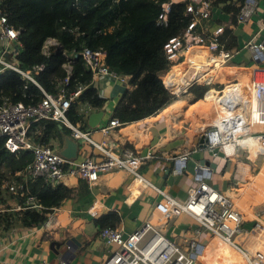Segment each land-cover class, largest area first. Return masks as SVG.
Returning <instances> with one entry per match:
<instances>
[{
	"label": "built area",
	"instance_id": "1",
	"mask_svg": "<svg viewBox=\"0 0 264 264\" xmlns=\"http://www.w3.org/2000/svg\"><path fill=\"white\" fill-rule=\"evenodd\" d=\"M185 1V0H181ZM187 13L192 20L182 35L170 39L165 45L171 66L164 74V84L168 90L177 96L188 93L195 85L211 84L216 72L229 64L238 50L227 49L220 43L218 36L209 33L204 21L212 15L213 3L208 0H186ZM169 7L163 5L160 22H166ZM258 0H245L237 15L238 22H247L257 10ZM0 41L21 46L20 32L8 23L7 15L0 10ZM52 46L60 47L58 41L49 38L44 51L49 53ZM14 54L20 55L22 49L16 47ZM244 49H249L255 60H264V39L261 42L249 41ZM82 56L85 66L91 70L93 82L99 77L106 76L119 79L129 85L127 75H122L109 69L106 65V53L84 47L75 57ZM3 69H12L23 77L34 81L31 71L21 69L19 60L11 63L0 56ZM44 65L37 66L34 72L44 70ZM68 75L59 81L57 95L44 91V98L36 103L26 105L22 102H12L2 98L0 105V140H5V147L11 153L20 154L25 163V174L32 178L42 177L51 185L65 182L67 177H78L90 186L96 185L108 175L122 174L123 181L130 178L131 184L140 188L141 195L135 198V204L141 206L146 219L130 232L122 227L111 228L98 223V237L107 245L93 264H207L206 251L214 246L229 251L241 258L245 264H264V211L254 213L251 225L246 215L237 207L234 199L205 180V174L197 170L195 185L189 188L188 196L182 200L170 193L168 183L157 186L150 182L141 172L145 160L155 157L151 151L144 158L137 151L123 146L116 140L114 132L123 125L117 118H111L109 124L100 131L103 139L96 142L93 130L84 129L80 123H73L68 118L71 103L78 98L81 89L67 96L65 87L70 81L71 64L66 65ZM252 97L250 98L249 120L238 118V114L223 120L224 129H212L209 134L210 148L213 155L224 153L227 157L243 153L249 158H264V67H253ZM210 78V79H209ZM208 91V90H207ZM248 98L237 105L226 104L229 107L238 106L239 112L247 110ZM42 120L61 122L70 128L72 136L78 143V155L82 151L84 157L79 160L69 159L60 154L58 148L36 143L29 136L31 125ZM230 120V121H229ZM206 141V140H205ZM207 142V141H206ZM88 144L93 154H85L84 147ZM32 200V199H31ZM134 201V202H135ZM95 205L89 208V213L97 215ZM57 209V208H56ZM117 211V210H116ZM188 215L194 219L196 229L192 237H184L179 241L170 238L161 227L160 221H169L175 216ZM160 220L154 222L152 216ZM51 217V216H50ZM206 233L209 237L204 244L199 242L200 236ZM73 250L77 245L74 238L63 237L57 243ZM61 264H67L63 260Z\"/></svg>",
	"mask_w": 264,
	"mask_h": 264
},
{
	"label": "trees",
	"instance_id": "2",
	"mask_svg": "<svg viewBox=\"0 0 264 264\" xmlns=\"http://www.w3.org/2000/svg\"><path fill=\"white\" fill-rule=\"evenodd\" d=\"M8 23L17 29L22 52L18 56L21 69L31 71L34 81L12 69L0 73V105L2 98L26 105L36 104L44 98V91L57 95L59 81L67 75L71 64L67 96L82 90L71 103L67 113L73 123L85 125L84 107L102 108L107 99L99 95L90 69L82 56L75 57L84 47L106 53V65L122 75L131 76L132 87L126 89L116 104L114 118L129 124L154 116L167 108L180 96L165 86L162 75L169 71L171 61L165 45L183 34L192 20L187 13V1L172 2L166 22H160L163 5L173 0H0ZM215 7L236 18L245 0H208ZM49 38L60 45L52 46L49 53L44 46ZM234 37L226 29L219 37L225 48L232 47ZM227 42V45L226 43ZM44 70L34 72L37 66ZM229 85L225 88L228 89ZM208 85H195L189 92L197 98L213 100L224 105L230 113L238 106L229 107L221 102L223 94ZM208 90V92H206ZM71 130L61 122L42 120L31 125L29 136L36 143L53 145L62 143ZM25 155V156H24ZM27 153H11L0 140V184L18 182L20 190L0 198V234L23 226L42 228L62 202L71 197L73 189L65 184L51 185L44 178L25 174L22 157ZM3 193V192H2ZM32 199V200H31ZM20 206L18 210L16 207ZM100 221L111 228L117 227L120 216L107 212Z\"/></svg>",
	"mask_w": 264,
	"mask_h": 264
},
{
	"label": "crops",
	"instance_id": "3",
	"mask_svg": "<svg viewBox=\"0 0 264 264\" xmlns=\"http://www.w3.org/2000/svg\"><path fill=\"white\" fill-rule=\"evenodd\" d=\"M178 1L181 0L172 2ZM0 10H3L1 1ZM204 26L206 31L218 38L224 35L226 29L230 30L234 37L230 49L238 50L229 64L222 67V69H232L228 74L225 86L219 85L215 81L220 68L212 83L208 84V90L217 89L219 93L223 94L228 85V89L234 88L236 91L239 89L238 87H241V95L237 101H235L236 97H230L232 103L237 105L241 98L243 100V96L250 102L252 68L264 67V60L257 62L252 52L249 49H244V46L251 40L261 42L264 39V0H258L257 10L247 22L241 23L220 7L214 6L212 15L204 21ZM215 26H222L224 31L216 32ZM225 43L227 45V42ZM16 47L22 49V45L5 44L0 41V56L11 63H16L18 61L14 54L15 49L17 50ZM3 71L4 69L0 65V73ZM128 80V86L119 79L106 76L99 77L95 82L99 95L107 99V102L102 108L84 107L86 125L84 129L93 130L92 136L97 134L100 141L103 139L100 129L108 125L111 118H114V109L119 101L117 98H121L124 91L133 86L131 76H128ZM227 90L222 96L221 102L227 103L225 101ZM183 102L185 101L177 100L154 116L123 124L115 130L113 137L119 140L123 146L137 151L144 158L149 151L155 154V157L145 160L140 172L157 186L167 182L170 193L174 197L182 200L187 198L189 188L195 185L197 170L199 173L207 175L205 176L206 181L234 199L237 207L248 218L249 221L246 222V225L249 227L252 223L251 220L254 219V213L264 211V209L256 211L251 204H248L249 209L246 207L247 204L244 205L248 197L264 201L263 156L249 158L243 153L232 157H227L224 153L213 155L209 148L210 144H201V137L208 139L205 136L208 129L227 115L225 107L219 102L207 100L205 97L195 103L187 101V104H184ZM100 110L105 111L104 116L95 128H91V115ZM190 116L193 118L199 116V119L195 120L194 129L191 128ZM183 128H186V132H193V135L191 137L180 136ZM174 129L178 134L173 132ZM52 142L54 148L59 150L63 148L64 141L60 143L52 140ZM87 153L93 154L92 147L90 151H85V154ZM79 157H81L80 153ZM83 157L84 154L81 158ZM129 179L123 181L122 174L108 175L104 176L98 184L90 186L78 177H67L63 184L73 189L76 198L65 199L42 228L19 226L0 234V264H61L63 260H67V264H93L103 249L107 247L106 243L99 239L97 233L100 227L98 223H101L100 217L103 214L116 212L120 216L117 227H122L126 232L132 231L140 221L147 218L140 210L141 206L135 204L137 202L135 198L141 195L142 190L136 188L131 182L127 184ZM246 179L253 180L246 185ZM124 186H126V190H124ZM183 188H185L184 192ZM96 189L100 191V196ZM244 198L245 200H243ZM255 203L259 206L264 202ZM93 205L97 210L96 216L89 213V208ZM16 208L21 209L20 206ZM187 217L190 216L183 214L175 216L169 221H160L156 215H153L152 219L157 223L160 221L161 227L170 238L176 237L175 239L182 241L183 236L192 237L197 228L195 224L185 223ZM128 219L135 221L130 229L126 223ZM51 220L53 222H50ZM64 236L77 240L76 247L73 250H68L60 245L57 251L52 249V243L62 242ZM67 253L68 257H64ZM205 253L207 264H245L240 257L216 246Z\"/></svg>",
	"mask_w": 264,
	"mask_h": 264
},
{
	"label": "rangeland",
	"instance_id": "4",
	"mask_svg": "<svg viewBox=\"0 0 264 264\" xmlns=\"http://www.w3.org/2000/svg\"><path fill=\"white\" fill-rule=\"evenodd\" d=\"M173 1H175V0H173ZM166 8L167 7H169V5H168V3H165V5H164ZM214 29L216 30V32H223L224 30V28L222 27V26H215L214 27ZM231 71H232V69H220L219 70V73H218V75H217V78H215V81H216V83H218L219 85H222V86H225V84H226V82H227V77H228V74L229 73H231ZM195 92H188V93H185V94H183V95H181L179 98H177V100H183V101H185V102H183L184 104H187V101H189V103H195L196 101H199L198 99H196L197 98V96H196V94H194ZM118 100L120 99V98H117ZM176 100V101H177ZM175 102V101H174ZM192 110H194V109H192ZM233 111H235V110H233ZM228 113V112H227ZM230 113H232V111L230 112ZM229 114V113H228ZM206 136V135H205ZM93 139L96 141V142H100V138L98 137V135L97 134H94L93 135ZM203 140V138L201 137V144H209L208 142H209V140H206V141H202ZM207 148V147H206ZM210 148V147H209ZM208 148V149H209ZM211 149V148H210ZM84 150L85 151H90L91 150V147L89 146V145H85V147H84ZM83 152L84 151H82L81 153H80V155H81V157H82V154H83ZM89 153V152H88ZM81 157H79L78 159L79 160H81L82 158ZM0 172H5L4 171V169L0 166ZM252 180L253 179H246V185L247 184H249L250 182H252ZM129 182H130V179L128 180V182H127V184H129ZM84 184V183H83ZM87 185V184H86ZM88 186V185H87ZM125 188H124V190H126V186H124ZM9 189V192H18L19 190H20V185L18 184V182L16 183V181H14V180H11V182H8V181H4V183H3V186L0 184V198H2L3 196H5L6 194H8V193H5V190L6 189ZM7 189V190H8ZM184 190H183V192L185 191V188H183ZM96 191H97V194H98V196H100V191L98 190V189H96ZM3 192V193H2ZM74 195H75V192H73V194H72V196L71 197H73V198H76V196L74 197ZM247 197L249 196L248 194L246 195ZM71 197H69V198H71ZM180 197H182L181 195H180ZM263 198H264V195H263ZM243 200H245V198L243 199ZM242 200V201H243ZM255 202H264L262 199H255V200H253L252 198H250V197H248V200L246 201V202H244V205H246L247 204V208L249 209V205L248 204H251V206H253V207H255L254 209L257 211V210H260V209H264V203L263 204H261V205H259V206H257L256 204L257 203H255ZM251 210V209H250ZM127 225H128V229H130L132 226H133V224L135 223V221H133V220H131V219H128L127 220ZM185 223H187V224H189V225H193V224H197L192 218H190V217H187L186 219H185ZM208 239H209V237L207 236V234L206 233H203L201 236H200V238H199V242L200 243H202V244H204V243H206L207 241H208Z\"/></svg>",
	"mask_w": 264,
	"mask_h": 264
},
{
	"label": "water",
	"instance_id": "5",
	"mask_svg": "<svg viewBox=\"0 0 264 264\" xmlns=\"http://www.w3.org/2000/svg\"><path fill=\"white\" fill-rule=\"evenodd\" d=\"M104 113H105L104 110H100V111L95 112L91 115V118H92V120L90 121V127L91 128L92 127L95 128L99 124L100 120L104 116ZM198 117L199 116L194 117L195 118L194 119L193 116H190V120L192 123L191 128H193V129L195 128V120H198L199 119ZM93 120H95V122H93ZM186 131H187L186 128H183L180 136L191 137L193 135V132H190V131L186 132ZM173 132L178 134L175 129L173 130ZM60 154L64 157L69 158V159H77L78 158V143L76 142V140L72 136L68 135L65 137L64 145H63V148L60 150ZM185 228H187V226H185ZM51 247H52V249H54L56 251L58 250V244L55 242L52 243ZM64 257H68V253L65 254Z\"/></svg>",
	"mask_w": 264,
	"mask_h": 264
},
{
	"label": "bare ground",
	"instance_id": "6",
	"mask_svg": "<svg viewBox=\"0 0 264 264\" xmlns=\"http://www.w3.org/2000/svg\"><path fill=\"white\" fill-rule=\"evenodd\" d=\"M239 89L236 91V90H234V88H229L228 90H227V93H226V98H225V101L226 102H228V101H230L231 100V98H233V97H236L235 98V101H237L238 100V97L241 95V93H240V89H241V87H238ZM208 92V91H207ZM223 95H224V93H223ZM204 97H205V99H206V93H205V95H204ZM231 97V98H230ZM231 103H232V100H231ZM223 107H225L224 105H223ZM250 104H249V102L247 103V110L245 111V112H239V108L237 107V110H235V111H233L232 113H227V115L226 116H224V118H222L219 122H217L215 125H213L212 127H210L209 129H208V131H211L212 129H216V128H219V129H224V124H223V120H225V118H227V117H229V116H231L232 114H238L239 115V117L238 118H235V119H233V120H231V121H236V120H241V119H245V120H249L250 118H251V113H250ZM226 108V107H225ZM230 118V117H229ZM230 121V120H229ZM207 133H209V132H207ZM206 137L207 138H210L209 137V134H207L206 135ZM206 140V138L205 137H203V140L202 141H205ZM50 222H53V220H51Z\"/></svg>",
	"mask_w": 264,
	"mask_h": 264
}]
</instances>
